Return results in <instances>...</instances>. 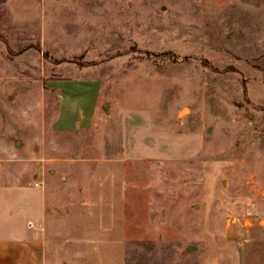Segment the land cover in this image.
Segmentation results:
<instances>
[{"label":"rangeland","instance_id":"rangeland-1","mask_svg":"<svg viewBox=\"0 0 264 264\" xmlns=\"http://www.w3.org/2000/svg\"><path fill=\"white\" fill-rule=\"evenodd\" d=\"M76 95L95 126L62 130ZM81 156L129 179V264H218L264 220V0H0V185Z\"/></svg>","mask_w":264,"mask_h":264},{"label":"crops","instance_id":"crops-1","mask_svg":"<svg viewBox=\"0 0 264 264\" xmlns=\"http://www.w3.org/2000/svg\"><path fill=\"white\" fill-rule=\"evenodd\" d=\"M74 98L76 107L62 114L58 127H94L100 100ZM26 160L30 171L33 161ZM57 162L48 168L36 164L33 181L0 185V264H129L127 246L147 239L133 223L129 179L94 169L108 157ZM225 233L218 264H264V220H229Z\"/></svg>","mask_w":264,"mask_h":264},{"label":"water","instance_id":"water-1","mask_svg":"<svg viewBox=\"0 0 264 264\" xmlns=\"http://www.w3.org/2000/svg\"><path fill=\"white\" fill-rule=\"evenodd\" d=\"M109 105H104V107H103V109L105 110V111H109ZM40 167H41V165H38V171H40ZM195 249H197V246L196 245H188L187 246V250L188 251H193V250H195Z\"/></svg>","mask_w":264,"mask_h":264},{"label":"bare ground","instance_id":"bare-ground-1","mask_svg":"<svg viewBox=\"0 0 264 264\" xmlns=\"http://www.w3.org/2000/svg\"><path fill=\"white\" fill-rule=\"evenodd\" d=\"M186 110L183 111V113L185 112Z\"/></svg>","mask_w":264,"mask_h":264}]
</instances>
